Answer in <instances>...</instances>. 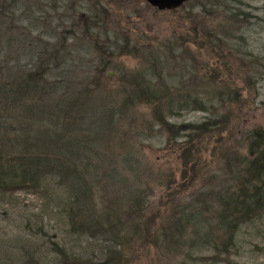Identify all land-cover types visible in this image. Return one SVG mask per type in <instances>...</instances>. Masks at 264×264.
<instances>
[{
  "label": "rangeland",
  "instance_id": "1",
  "mask_svg": "<svg viewBox=\"0 0 264 264\" xmlns=\"http://www.w3.org/2000/svg\"><path fill=\"white\" fill-rule=\"evenodd\" d=\"M1 5L0 264H264V215L228 250L219 220L264 128V0ZM24 154L65 174L14 186Z\"/></svg>",
  "mask_w": 264,
  "mask_h": 264
},
{
  "label": "trees",
  "instance_id": "2",
  "mask_svg": "<svg viewBox=\"0 0 264 264\" xmlns=\"http://www.w3.org/2000/svg\"><path fill=\"white\" fill-rule=\"evenodd\" d=\"M1 1V9H11V7H6L4 5V3H7V0ZM134 90L136 92L137 99L136 96H132V99L140 101L141 99L139 98H142V100H144L143 102L147 103L153 100L150 96L152 94L155 95V93L152 92L153 89L151 90L149 87L145 88L142 84H136ZM154 97L156 98V96ZM199 103L200 109L205 108L202 102ZM69 108L70 109L68 111L73 112L72 110L74 109V106L70 105ZM0 126H3L2 120H0ZM251 135L249 158L244 166V174L239 182L240 186L238 187L237 193L232 192L233 195L228 196L224 202V210H222L219 215V220L228 232L227 239L221 241V245H224L227 250L234 244L232 236L241 223H246L264 215V128L256 129ZM19 160L18 165L20 166L19 169L21 171L19 169L18 170L21 180L17 183L13 182L14 186L17 187L34 185L37 182V178L41 175L53 174L60 176L65 174V169H63L64 164H57L54 161H50L49 158L24 154L19 158ZM79 172L84 173L85 171L79 168V170H75L72 174L77 177ZM0 182L3 186H9L8 184H4L3 179H1ZM68 207L71 206L64 207V211L66 210L65 212L71 216L70 213L77 209L74 207L68 209ZM69 210L70 212H68ZM80 224L81 226L91 229V227L88 224L87 226L85 222H81Z\"/></svg>",
  "mask_w": 264,
  "mask_h": 264
},
{
  "label": "water",
  "instance_id": "3",
  "mask_svg": "<svg viewBox=\"0 0 264 264\" xmlns=\"http://www.w3.org/2000/svg\"><path fill=\"white\" fill-rule=\"evenodd\" d=\"M151 6L159 10H172L178 8L189 0H146Z\"/></svg>",
  "mask_w": 264,
  "mask_h": 264
}]
</instances>
